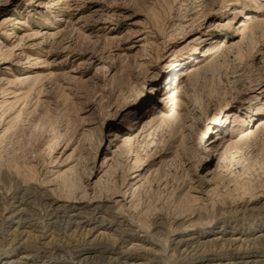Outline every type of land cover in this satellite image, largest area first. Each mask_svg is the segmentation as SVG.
<instances>
[{
	"label": "rangeland",
	"instance_id": "rangeland-1",
	"mask_svg": "<svg viewBox=\"0 0 264 264\" xmlns=\"http://www.w3.org/2000/svg\"><path fill=\"white\" fill-rule=\"evenodd\" d=\"M261 120L264 0H0V264H264Z\"/></svg>",
	"mask_w": 264,
	"mask_h": 264
},
{
	"label": "bare ground",
	"instance_id": "bare-ground-1",
	"mask_svg": "<svg viewBox=\"0 0 264 264\" xmlns=\"http://www.w3.org/2000/svg\"><path fill=\"white\" fill-rule=\"evenodd\" d=\"M255 20H254V17L251 15V14H249L248 15V22H246V21H242L241 23H240V26L241 27H246L245 29H248V27H250V25H252V23L254 22ZM256 24V23H255ZM156 117H158L157 115L156 116H154L153 118H152V120H155L156 119ZM151 120V121H152ZM264 124V120H261V122L259 123V125H263ZM59 225V224H58ZM7 263V262H6ZM11 263V262H10ZM12 264V263H11ZM248 264H258V263H256V262H254L253 261V263H248Z\"/></svg>",
	"mask_w": 264,
	"mask_h": 264
}]
</instances>
